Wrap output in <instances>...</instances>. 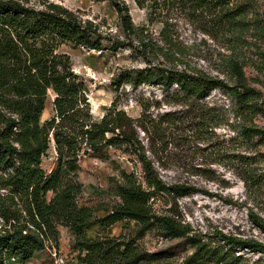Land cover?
Returning <instances> with one entry per match:
<instances>
[{"label":"trees","instance_id":"obj_1","mask_svg":"<svg viewBox=\"0 0 264 264\" xmlns=\"http://www.w3.org/2000/svg\"><path fill=\"white\" fill-rule=\"evenodd\" d=\"M177 1L187 3L195 11L212 8L216 2ZM136 2L142 5L141 0ZM231 2H217L219 12L223 11L219 22L243 29L245 11L240 7L230 9ZM28 3L0 0V190L7 193L0 196V217L4 222L0 232V264H26L45 242H58L60 224L69 226L77 235L82 264H139L144 259L132 241L87 239L85 232L94 224L92 210L78 208L75 203L82 185L65 183L79 170L82 157L103 155L109 148L134 156L142 167L144 182L125 175L126 183L118 187L121 202L96 220L101 228L129 220L144 231L158 228L167 239L188 238L195 247L188 264H247L240 252H264L263 244L234 236L221 235L218 246L212 245L180 219L176 202L166 214H158L155 201L159 197L176 201L198 190L187 183H166L156 167L157 162L159 167L167 168L162 158L155 162L148 155L159 154L160 149L182 137L195 144H207L223 128H231L237 134L229 142L237 141L240 149L264 145V126L255 122V117H264L263 92L249 84L240 58L232 53L225 56L219 72L223 77L198 68L184 66L181 70L175 65H158V57L170 62L172 58L163 49L152 54L153 44L144 30L132 22L128 6L112 0L126 36L137 42L135 50L154 64L145 70L124 72L118 84L123 80L134 87L162 86L170 93L171 103L181 108L154 117L150 102L141 100L140 116L133 118L120 108L117 98L101 119H95L86 85L74 72L70 56L60 49L70 45L101 51L103 38L99 28L61 5L46 2L37 9ZM259 30L264 35V28ZM124 45L116 41L112 49L117 51ZM49 91L55 95L54 115L42 123ZM215 91L234 103L235 123L225 109L206 104ZM52 143L57 166L48 174L42 161ZM215 147H222L221 143ZM251 159L244 156L241 162L249 163ZM243 182L248 186L247 178ZM50 193L54 197L48 200ZM252 217L264 232V218Z\"/></svg>","mask_w":264,"mask_h":264},{"label":"rangeland","instance_id":"obj_2","mask_svg":"<svg viewBox=\"0 0 264 264\" xmlns=\"http://www.w3.org/2000/svg\"><path fill=\"white\" fill-rule=\"evenodd\" d=\"M117 1L128 6L134 25L143 29L145 36L151 40V53L163 49L173 61L158 57L156 64L168 67L175 65L181 70L184 66L198 68L212 76L223 77L219 73L223 61L225 56L232 53L240 58L249 84L263 92L264 102V35L259 30V27L264 28V0H232L230 9L240 7L245 11L246 25L243 29L228 27L219 22L223 11L219 12L217 2L222 0H216L212 8L199 11L177 0H141V6L136 0ZM28 2L30 7L37 9L46 2L61 5L99 28L103 38L101 51L70 45L60 49V52L70 56L74 72L85 83L95 119H101L117 98L120 108L133 118L140 116L141 100L150 102L154 117L180 110L181 107L171 103L170 93L162 86L142 84L134 87L123 80L118 84L124 72L145 70L154 64L142 52L135 50L137 42L126 36L112 0ZM116 41L125 45L114 51L112 43ZM54 98V93L49 91L42 123L54 115ZM206 104L225 109L231 122L235 123L234 103L220 91H215L206 100ZM255 122L264 126V117H255ZM217 134L207 144H195L189 138L182 137L173 140L166 149H160L159 154L148 152L155 162L162 158L167 168L159 167L157 162L156 167L166 183H187L198 190L176 201L170 197H159L155 201V209L158 214H166L176 202L180 219L189 224L196 235L206 237L214 246H218L221 235L240 237L264 245V232L255 225L252 217L264 218V145L256 144L250 149L245 146L240 149L237 141L229 142L232 137L237 138L231 128L218 130ZM140 137L146 144L142 132ZM218 142L222 147L213 148ZM244 156L252 158L249 163L241 162ZM56 166L57 154L52 143L43 158L42 167L49 174ZM125 175H133L138 182H144L142 167L134 156L109 148L103 155L89 154L82 157L79 170L65 179V183L71 181L82 185L81 192L75 198L78 208L92 210L94 224L86 230V238L132 241L136 252L144 257L139 264H188L195 252L188 238L167 239L158 228L144 231L137 223L129 220L108 228L96 224V220L121 202L118 187L126 183ZM243 178L249 180L248 186ZM5 195L6 191L0 190V196ZM53 197L54 194L50 193L48 200ZM3 225L0 217V232ZM58 231V242H45L44 247L26 264H82L77 235L65 224H60ZM239 254L247 264H264V252L245 250ZM116 264L126 262L119 261Z\"/></svg>","mask_w":264,"mask_h":264},{"label":"water","instance_id":"obj_3","mask_svg":"<svg viewBox=\"0 0 264 264\" xmlns=\"http://www.w3.org/2000/svg\"><path fill=\"white\" fill-rule=\"evenodd\" d=\"M54 101V100H53Z\"/></svg>","mask_w":264,"mask_h":264}]
</instances>
